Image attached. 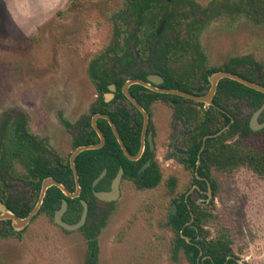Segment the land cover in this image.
<instances>
[{
    "label": "rangeland",
    "instance_id": "rangeland-1",
    "mask_svg": "<svg viewBox=\"0 0 264 264\" xmlns=\"http://www.w3.org/2000/svg\"><path fill=\"white\" fill-rule=\"evenodd\" d=\"M123 9L124 0H0V120L11 110L31 114L32 129L47 138L57 157L67 156L70 138L57 114L73 123L88 113L96 99L89 63L106 52L113 20ZM251 17L230 15L206 23L200 51L206 68L247 57L264 76V15ZM120 37L131 44L123 33ZM235 107L239 115L247 114L240 102ZM155 114L164 126V112ZM235 141L264 154V130ZM159 166L161 182L152 190L137 191L129 181L121 182L97 238V264H189L181 250L172 257L174 233L168 224L172 200L188 191L189 174L164 159ZM210 175L215 194L191 197L202 199L201 207L210 213L202 224L205 238L225 233L238 264H264V179L244 167L230 174L210 170ZM170 176L176 178L173 195L165 184ZM87 253L77 231L65 232L43 214L19 236L0 240V264H85Z\"/></svg>",
    "mask_w": 264,
    "mask_h": 264
},
{
    "label": "trees",
    "instance_id": "trees-1",
    "mask_svg": "<svg viewBox=\"0 0 264 264\" xmlns=\"http://www.w3.org/2000/svg\"><path fill=\"white\" fill-rule=\"evenodd\" d=\"M170 1L171 3L169 4L166 0H125V7L120 11L124 15L115 17L113 20V40H111L103 56L93 59L87 69V74L99 96L97 102L91 107V113L101 112L104 108L105 104L102 102L100 95L107 90V85L113 84L119 91L123 78H119L114 69L121 70L122 61L134 59L131 49L125 44L127 41L121 40L120 35L122 33L127 40L131 41L137 51H140L141 58L153 62V65L157 63L156 66L161 62L160 69L164 75L165 70L168 68V61H180L185 54L183 49L177 46L184 45L186 43L185 40L180 37L179 33H176L170 39L169 32L181 28L182 24H184L188 26L190 31L192 30L196 33L198 29L202 28L201 20L205 17L207 18V15H211L213 11L197 9V5L191 0ZM251 2L254 18L260 13L264 15V0H251ZM185 8H188L193 14L183 21L181 15L185 12ZM204 14L207 15L203 16ZM161 21H164L163 30L159 35H156L155 30ZM140 46L142 47L140 48ZM109 63L114 64L113 69L109 67ZM254 65L257 64L251 59L235 58L231 60L227 71L244 79H250L254 77ZM238 69H242V71L240 72ZM214 71V69H206L205 67V74H212ZM127 74H129L126 76L128 78L138 79V76L131 75L132 73L130 72H127ZM204 83L205 85L207 84L206 78ZM221 90L227 93L232 90L237 96L245 98L248 101V105L255 109L259 108L264 101L263 94L231 80H222L219 84V91ZM110 118L122 139L126 151L128 154L134 155L137 151L138 143L137 139H135V147H131L129 144V140L131 141L133 137L132 132L128 133L130 120L125 121L121 119L122 116L112 114H110ZM62 124L68 125L63 120ZM76 126L77 136L73 147L96 143L97 139L95 134L89 131L90 126L87 119L82 117L77 121ZM97 127L105 137V144L98 150L83 151L75 158L80 194L78 198L66 199L67 209L63 219L66 223H76L81 214L79 201L83 200L86 203L87 215L85 223L77 230L84 239L88 252L85 264H97V238L106 225L113 209V202L103 203L96 200L93 196V191L108 189L111 179H113L119 169L123 171L122 178L129 181L137 191L154 189L159 185L162 177L160 171L152 162L138 173L142 163L140 161H128L123 156L105 121L98 120ZM137 127H140V124ZM235 132L238 133L240 138H245L249 134L245 124L237 125ZM44 146L47 151V146ZM6 148V144H2V149L5 150ZM13 150L15 151L16 148H13ZM204 156L206 169L214 168L220 174H230L235 169L244 167L257 177L264 179V154L236 142L232 145L225 144L222 140L208 143L204 149ZM201 163H203V160H201ZM103 169L106 170L105 176L95 187H92V182L100 175ZM25 170L27 172L25 179L31 183L33 178L35 185L32 187L35 190L39 189L41 180L46 177H52L69 192L74 190L72 173L66 161L52 162L47 159L43 161L31 157L25 162ZM206 180L210 185L211 194L214 195L217 190L215 181L212 178H206ZM165 184L167 185L168 194L173 195L176 186L175 178L171 177ZM63 198V194L56 187H50L46 191L39 213L51 218L53 211L58 209ZM177 201V199L172 200L173 204L176 205L175 215L171 214L170 211L168 214V224L174 233L172 257L175 258L176 252L181 250L189 264H230L232 262L230 258H233V253L230 247L231 240L228 235L221 233L215 239L207 240L204 236L205 233L202 231V224L210 217L209 211L196 207L187 210L182 196L179 197V204ZM32 205L23 213H19V216H26ZM6 209L10 211V208ZM1 236L6 237L7 235Z\"/></svg>",
    "mask_w": 264,
    "mask_h": 264
},
{
    "label": "flooded vegetation",
    "instance_id": "flooded-vegetation-1",
    "mask_svg": "<svg viewBox=\"0 0 264 264\" xmlns=\"http://www.w3.org/2000/svg\"><path fill=\"white\" fill-rule=\"evenodd\" d=\"M191 1L197 5L196 6L197 9L200 8L203 10L206 9L207 11L209 10H213V11L211 15L209 14L203 15V16L207 15V18L205 17L201 20L203 24L202 28L198 29L196 33H194V31L192 30L190 31L188 26H185L184 24H182L181 28H177L175 31L172 30L169 32L170 34L169 38L172 39V37L175 36L176 33H178V30H181L180 37L186 42L182 46L177 45L180 48H182L185 53L182 56L183 57L182 60L180 61L169 60L167 64L168 68L165 70V73L163 75L160 69V65H162L161 62L159 63L158 66H156L157 63L153 65V62H149L146 59L140 57L141 55L140 51L138 52L133 44H130L129 46L126 45L131 49V54L134 57V59L122 61L123 65L121 64L122 65L121 70H118L116 68L114 69L118 74V77L123 78V82L119 87V91H117V89L113 84H109L107 85V90L101 93L100 98L102 102L105 104L101 112L91 113L92 105H94L99 99L98 93L96 92V99L94 103L90 106L88 113L79 117L73 123H69L67 120H65L62 117L61 113L57 114L61 128L63 129L64 133H66L70 138L69 147L71 149H70V153L67 156L57 157L54 151L50 148L47 138L39 134L38 132H35L32 129L34 128V123L31 114L24 113L21 110H11L10 113H7L4 117L1 118L0 120V215L2 214V212L8 211L6 208H10L9 212H11V214L17 216L18 218H25L28 215V213L33 209V207L37 202L40 186L38 190H35L32 187L35 185L33 178L31 179V183L25 179V177L27 176V172L25 170L26 161H28L31 157H33L36 158L37 160L44 161L47 159L52 162L66 161L68 163L69 155L73 152V150H75L77 147H81V146L73 147L75 143V137L77 136V126H76L77 121L82 117L87 119L90 126L89 131H92L95 134V138L97 139L96 143L90 145H84V146L96 145L99 143V137L98 134L91 127L92 118L95 115L107 116L111 124L114 126L110 118V114L122 116L121 119L125 121L130 120L128 124V129H129L128 133L132 132L133 137L131 141L129 140V144L131 147H135L136 144L135 139H137L136 141L138 143L137 151L135 152L134 155H136V153L140 148L141 139L143 140L142 153L140 157L136 160L137 162L140 161L142 163L140 168L144 164H147L145 166L146 168L152 162L156 165V167L160 171L159 162L162 159H164L167 164L175 163L179 165L180 167H182V169L185 170V172L189 174V178H190V186L187 189L188 191H186L185 194L182 196L185 208L187 210H191V208L194 207L203 209L201 207V202L202 199L205 198L204 197L206 192L205 190H207L206 178L211 179L210 170L215 171L214 168H210V169L205 168L204 149L206 145L208 143H213L215 140L218 141L222 140L225 142V144H229V145L234 144L236 142L235 141L236 137L240 138L238 133L235 132L237 125L245 124L247 126L249 130V134L247 136L264 130V125L263 127L256 130L250 128L249 122L251 120V117L258 108L255 109L250 107L248 105V101L245 98H243L242 96H237L232 90H230L229 93L224 92L223 90L219 91V84L224 79L219 80V82L217 83L215 92L211 97L209 105L195 102L193 100L186 99L178 95L157 92V90H168V91H178L196 97L204 96L209 89L208 78L212 74L219 71L230 73L227 71V67L230 65L231 60L235 58H247V57L227 58L225 63L220 68L214 69L215 70L214 73L205 74L204 58H202L203 55L200 53V51L202 48L201 37L203 35V31H205L206 29V23L212 19L216 20L230 15L233 16L238 15L240 17L245 16L248 17L249 19H252L251 16H253V11H252L251 0H244V1L211 0L209 4H203V5L198 4L193 0ZM166 2L169 4L171 3L170 0H166ZM124 7H125V0H124ZM120 11L117 13L116 17L124 15V13ZM192 14L193 13L189 11L188 8H185V12L181 15V18L184 21V19H186L188 16H192ZM161 23H162V29L157 34L159 25ZM163 25H164V21H161L158 24L155 30L156 35H159L161 33V31L163 30ZM141 47L142 46H140V48ZM253 70L254 72L255 71L257 72V77L255 76L254 73L253 78L245 79V80L264 87L263 86L264 76L260 71L259 65L258 64L254 65ZM238 71L241 72L242 69H238ZM127 72L132 73L131 75L138 76V79H131L126 77L127 75H129L127 74ZM148 78L152 79L153 82L149 81ZM205 78L207 80L206 85L204 83ZM130 80H140L146 83L150 87L147 88L137 84H133L128 87V94L130 95V97L137 103L141 111L147 115V126L145 128L143 137H142L141 113L139 109L136 108L130 102V100H128L122 93V86L124 85L125 82ZM90 81L91 83H93L91 79ZM109 86L113 88L112 91L109 90ZM237 102L243 104V108L247 109L246 115L238 114L237 109L235 107V103ZM160 112L161 113L164 112V126H161L160 122L157 123L156 121L155 113H157V116L158 115L160 116ZM118 119H120V117H118ZM62 120L67 122L68 125H63ZM98 120L105 121V123L108 126V129L112 134L109 123L105 119H101V118L96 119L95 120L96 127ZM263 122H264V110L256 117L255 126L258 127ZM139 124L140 127H137ZM134 125L136 126L134 127ZM114 128L116 129L115 126ZM137 130H138V134H137ZM98 131L100 132L104 140L103 145L100 147L102 148L105 144V137L99 129ZM245 138H240V139H245ZM2 144H6L7 148L5 150L2 149ZM44 145L47 146L48 148L47 151L45 150ZM13 148H16V150L14 151ZM201 160H203V163H201ZM19 167L21 168V172H19L18 169ZM105 174H106V170H105ZM122 175H123V171H122ZM122 181H127V180L121 178L119 184V192ZM110 183L108 189L101 191H108L110 189ZM2 189L4 190V192ZM25 190L28 191V194L23 193V191ZM29 194L33 195V197L31 196V198H29ZM192 195H197L198 197L200 196L202 199L196 198L195 200L196 202H193L191 200ZM177 200H178L177 203L179 204L180 202L179 198ZM31 205L32 207L27 213V215L24 217H20L19 213H23ZM39 209L37 213L31 218L30 222L22 229L15 230L11 226L12 225L11 221L0 219V240L19 236L25 230V228L36 218V216L41 214L39 213ZM65 213L66 210L62 214L61 217L62 221L64 219ZM1 235H7V236L3 237ZM230 260L232 261L230 264H238L236 262L235 257L230 258Z\"/></svg>",
    "mask_w": 264,
    "mask_h": 264
},
{
    "label": "water",
    "instance_id": "water-1",
    "mask_svg": "<svg viewBox=\"0 0 264 264\" xmlns=\"http://www.w3.org/2000/svg\"><path fill=\"white\" fill-rule=\"evenodd\" d=\"M161 29H162V23L159 25L157 34L159 33V31ZM254 73H255V76L257 77V72L255 71ZM221 79H228V80L234 81V82H236V83H238V84H240V85H242L248 89H251L255 92H258V93L264 95V87H262L258 84L252 83L250 81H247L238 75H234V74L227 73L224 71L216 72L208 78L209 89H208L207 93L201 97H196V96L184 94V93H181L178 91L157 90V92L158 93L174 94V95L184 97L186 99L193 100L195 102L204 103L205 105H209L211 97L213 96V94L215 92L217 83ZM148 80L153 82V80L150 78H148ZM133 84H137V85L144 86L147 88H150V87L146 83H144L140 80H130V81L125 82L124 85L122 86V93L124 94V96L128 100H130V102L136 108H138L140 113H141V116H142V137H143L145 128L147 126V115L141 111V109L139 108L137 103L128 94V87L130 85H133ZM109 90L112 91L113 88L111 86H109ZM263 110H264V101H263L262 105L256 110V112L251 117V120L249 122L251 129L256 130V129L263 127L264 122L261 125H259L258 127L255 126L256 117ZM98 118L105 119L109 123L112 134H113L123 156L127 160L134 162L140 157L142 150H143V140L142 139H141L140 148H139L138 152L136 153V155H134V156L129 155L128 152L126 151L124 144H123L122 140L120 139L116 129L111 124L109 118L107 116H104V115H95L92 118L91 127L98 134L99 143L96 145H91V146L77 147L75 150H73V152L69 155V158H68V165H69V168L71 170L72 177H73V184H74L73 192H69L64 186H62L59 182L55 181L51 177L44 178L40 184V190H39V196H38L37 202H36L35 206L33 207V209L28 213V215L25 218H18L17 216L11 214V212L7 211V212H2V214L0 215L1 220L3 219V220L11 221L12 222L11 226L15 230L22 229L23 227H25L30 222L31 218L37 213V211H38V209L42 203V199L45 195L46 190L49 187H56L63 194L64 198L60 201L59 209L53 212L52 219H53L54 225H56L58 228L62 229L65 232L77 231L79 228H81L83 226V224L85 223L86 215H87V205L83 200L79 201V203L81 205V214H80L79 220L76 223L68 224V223L62 221L61 217H62V214L65 212L66 207H67L66 199L78 198L79 194H80L78 175H77V172L75 169V158L83 151L96 150V149H99L103 145V141H104L103 137L100 134V132L98 131V129L96 127V123H95V120ZM146 165L147 164H144L140 168L138 173H140L145 168ZM104 175H105V170H103L100 173V175L92 182L91 186L95 187L96 184L104 177ZM121 178H122V170L119 169L117 174L115 175V177L112 179V181L110 183V189L108 191H93L94 198L100 202H103V203H109V202L116 201L120 196L119 184H120ZM206 185H207V190H206L205 194H206V197L207 196L209 197L211 195L210 185L208 182H206ZM169 211L171 214L175 215L176 205L172 204L170 206ZM190 256H192V254H190Z\"/></svg>",
    "mask_w": 264,
    "mask_h": 264
}]
</instances>
